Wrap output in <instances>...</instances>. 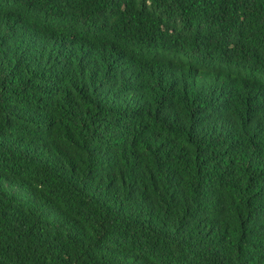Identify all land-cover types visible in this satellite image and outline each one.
Masks as SVG:
<instances>
[{
  "label": "trees",
  "instance_id": "trees-1",
  "mask_svg": "<svg viewBox=\"0 0 264 264\" xmlns=\"http://www.w3.org/2000/svg\"><path fill=\"white\" fill-rule=\"evenodd\" d=\"M0 264H264V0H0Z\"/></svg>",
  "mask_w": 264,
  "mask_h": 264
}]
</instances>
